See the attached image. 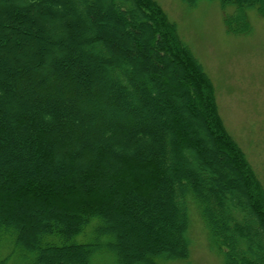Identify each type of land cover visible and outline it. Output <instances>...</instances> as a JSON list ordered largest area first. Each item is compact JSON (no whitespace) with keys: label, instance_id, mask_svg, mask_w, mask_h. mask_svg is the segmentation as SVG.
Wrapping results in <instances>:
<instances>
[{"label":"trees","instance_id":"16d2710c","mask_svg":"<svg viewBox=\"0 0 264 264\" xmlns=\"http://www.w3.org/2000/svg\"><path fill=\"white\" fill-rule=\"evenodd\" d=\"M217 1L230 33L264 17ZM190 208L222 264H264V188L161 5L0 0V264L184 259Z\"/></svg>","mask_w":264,"mask_h":264},{"label":"rangeland","instance_id":"374dc122","mask_svg":"<svg viewBox=\"0 0 264 264\" xmlns=\"http://www.w3.org/2000/svg\"><path fill=\"white\" fill-rule=\"evenodd\" d=\"M156 1L175 22L181 39L212 80L225 127L245 152L264 188V17L248 9L250 30L235 34L226 30L223 21L232 8L222 10L217 0H198L194 6L183 0ZM188 216L189 255L158 264H222L221 255L210 246L198 212L190 208ZM83 235L75 239L86 241ZM8 264L17 262L12 259ZM91 264L114 263L110 254L95 253Z\"/></svg>","mask_w":264,"mask_h":264}]
</instances>
